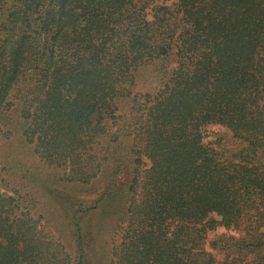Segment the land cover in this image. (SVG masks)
Here are the masks:
<instances>
[{"label":"trees","instance_id":"1","mask_svg":"<svg viewBox=\"0 0 264 264\" xmlns=\"http://www.w3.org/2000/svg\"><path fill=\"white\" fill-rule=\"evenodd\" d=\"M14 108L68 182L130 174L95 262L86 222L68 221L66 250L0 186V264H264V0H0V123ZM218 226L244 232L221 260L205 246Z\"/></svg>","mask_w":264,"mask_h":264},{"label":"rangeland","instance_id":"2","mask_svg":"<svg viewBox=\"0 0 264 264\" xmlns=\"http://www.w3.org/2000/svg\"><path fill=\"white\" fill-rule=\"evenodd\" d=\"M166 3L170 4L171 2L166 1ZM175 65L176 56L173 50L171 58L167 62V72L172 70ZM150 76V71L146 70L140 77L138 90L146 91L149 89L145 88L154 85L149 82ZM155 91L157 89H153V92ZM15 109L5 112L0 123V186L2 191L6 195L14 193L16 197L19 196L16 191L22 192L26 197L27 205L34 206L33 210L39 212L38 214H44V218L41 216L39 219L44 235L52 238L60 235V240L66 250L67 245L70 244L69 227L71 228V224L68 221L75 217V220L79 222L81 220L83 224L86 222V227L89 225L90 232L93 231L89 258L95 262L98 258L97 255H101L108 249L106 240L111 233L108 225L118 219L121 205L117 189L127 182L130 168L121 161L115 175H112L111 178L107 175V177L98 179L96 183L89 185L68 182L62 169L48 165L31 154L30 146L24 144L20 135L21 120ZM122 113H124L123 110ZM209 131L220 132L223 130L218 126H213L209 128ZM120 140L123 141L124 146L127 145L129 137L120 135ZM122 151L121 154H123ZM110 179L118 186L115 189L111 188L114 192L106 199L108 213L106 214L105 210L104 214L102 212V214H95L90 219L83 216L80 210L82 206L91 204L104 191L105 183ZM217 217L214 214L211 215L213 219H217ZM99 223H105L101 233L95 231ZM243 236L244 232L239 229L218 226L207 231L205 246L216 260H221L225 255L230 254V240L240 239ZM103 237L104 241H101ZM102 247L105 249L104 252L101 251Z\"/></svg>","mask_w":264,"mask_h":264}]
</instances>
